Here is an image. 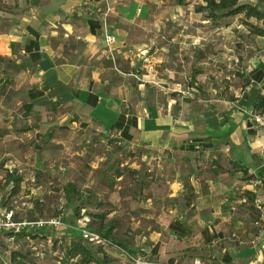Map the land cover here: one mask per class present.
<instances>
[{
	"label": "crops",
	"instance_id": "crops-1",
	"mask_svg": "<svg viewBox=\"0 0 264 264\" xmlns=\"http://www.w3.org/2000/svg\"><path fill=\"white\" fill-rule=\"evenodd\" d=\"M150 3L0 0V57L15 59L11 65L18 91L24 107L32 105L20 116L24 127H13V133L34 134L38 140L53 131L62 136L78 131L83 141L95 135L102 142L115 140L143 150L150 164L143 209L162 218L161 228L170 238L159 246L160 259L144 255L148 259L264 264V124L252 114V105L264 98V38L251 36L234 53V37L249 34L238 21L241 16L217 28L194 9L192 15H181L180 10L195 3L178 4L177 15L163 18L152 14ZM199 25L208 31L201 32ZM106 34L115 38L114 44H106ZM146 61L155 73L147 74ZM190 82L199 87L193 97L180 90ZM51 116L81 128L60 124L59 130L49 129ZM32 120H49L44 134L31 126ZM220 155L227 160L214 164ZM230 160L246 166L255 179L243 181L242 172L231 170ZM14 164H5L6 174L22 177L23 185V169L30 163ZM49 170L57 178L69 174L58 164ZM6 183L4 178L0 188ZM8 185L11 193L0 206L21 194L12 196L13 184ZM167 199L175 202L166 205ZM24 212L16 206L14 220L22 221ZM65 225L26 230L31 236L0 232V264H16L14 253L27 256V264H67L66 256L58 260L51 255L57 231L65 232L66 253L71 225Z\"/></svg>",
	"mask_w": 264,
	"mask_h": 264
},
{
	"label": "rangeland",
	"instance_id": "rangeland-1",
	"mask_svg": "<svg viewBox=\"0 0 264 264\" xmlns=\"http://www.w3.org/2000/svg\"><path fill=\"white\" fill-rule=\"evenodd\" d=\"M185 1L195 4L193 8L186 7L180 10L183 17L192 15L193 9L195 11V8L198 6L197 4L201 5V3H204V0ZM248 1L258 2V0ZM148 2L152 4V14L155 17L163 18L177 15L176 8L174 7L178 5V0H148ZM198 28L201 32L208 31L207 28L204 29L205 26L203 25H199ZM244 28L247 30L246 27ZM188 30L191 29L189 28ZM248 39L252 40V37L249 35L246 36L244 32L242 36L234 37L232 46L234 53L242 50L245 43L248 42ZM13 49L16 50V47ZM16 55H18L17 59H21L18 53ZM14 61L15 59L11 60L9 63L13 65L15 63ZM11 64L4 63L0 65V69H5L4 72H2L3 76H0V156L5 157L0 163V174L6 178L7 168L4 167L6 163L15 165L14 161L17 160H24L26 163H30L29 167L23 169V174L27 176V182L22 185L21 194L16 200V206L19 211H25L22 220L35 221L39 219L32 217L29 214V210L28 212L26 210L29 205H31V199L33 200L36 198L42 205L39 206L43 213V218L40 220L60 217L62 221L68 225L88 224L90 221L88 217L77 219V217L74 216V209L77 204L75 205L74 203L73 207L70 206L69 198L61 189L62 185L72 180L82 192L87 191L85 197H89V202L91 204L89 211L96 213L106 212L108 214V219L116 221L119 225L115 234L117 240L124 243L129 249L135 251V254L138 256L140 255V257H145L142 255H147L156 260L160 259L161 255L158 254L159 246H162L163 242H168L170 239L167 234L164 233L165 230L161 228L164 222L161 221V217L151 216L150 213L144 212L143 207L147 201L144 199L143 192L136 189L133 182L134 178L128 175V172L130 173V171L136 169L135 166H139L138 170H136L140 175L138 174L137 177L139 176V178L136 179L145 180L143 185L144 190L147 181L150 180L146 172V168H149L150 164L148 161L146 163L143 158L144 151L140 150V148L130 147L125 144L119 145L115 140H108V142L104 140L105 142H102L98 140L99 138L95 135H86V140L83 141L84 136L81 134L79 135L78 131H74L73 134H71L72 132L70 131L71 133L69 136L68 133L67 136H62L63 134L53 131L51 135L45 134L38 140H36L34 134H30V136L15 134V132H20L17 129L24 127L23 125L25 123L20 119V116H22V114H24V116L27 115V111L24 107L23 94L20 90L18 91L17 82L13 77L15 74H12V72L11 74L6 73L7 69H13ZM5 80L7 81L4 82ZM51 118L49 129L59 130L60 124L73 125V127L81 128L80 124L76 123L74 125L67 120L64 121L63 118L59 119L53 116H51ZM48 121L44 120V122L40 124V121L32 120L31 126L37 131H42L44 134V130L48 128ZM13 127L14 129L17 128V131L14 133L12 130ZM41 127L45 128L42 129ZM89 137H94L92 141L93 144L88 143L92 140ZM95 137V141L98 142L94 143ZM47 140L51 141V143H47ZM220 157L225 159L222 155H220ZM33 161H35L34 164L31 163ZM52 164H58L63 171L67 169V171H69L68 176L65 178H57L55 173L51 174L49 165ZM117 168L126 172L125 178L121 180L115 178ZM12 169L15 170L17 168L12 167ZM31 176H36L34 182H30ZM112 183L113 188L110 190L107 185ZM150 186L149 184V188ZM30 188L35 191L33 195L31 191H28ZM10 193L11 185L9 186L6 183L0 188L1 199H3V197H8ZM38 193H40V195H36ZM133 193H137L136 198H134ZM28 195L30 197H27ZM170 203L172 204L173 201L167 199L166 205H171ZM96 206L99 207L95 208ZM31 207H33V205H31ZM140 207L142 211H140ZM39 208L35 207L36 215H39ZM84 213L83 210L81 215H84ZM135 225L139 226L135 229ZM64 233V231H57L55 234L58 240L53 239L51 241V243H54V247H56L55 253L51 255L58 258V260L59 257L63 259L66 256L65 243L62 239ZM59 240L62 242L60 243ZM152 245H154V248H151ZM105 249L110 257L114 259L113 264H133V262L117 248L108 246L105 247ZM163 259L166 258H162V260ZM62 262L63 260H61V264H63Z\"/></svg>",
	"mask_w": 264,
	"mask_h": 264
},
{
	"label": "trees",
	"instance_id": "trees-1",
	"mask_svg": "<svg viewBox=\"0 0 264 264\" xmlns=\"http://www.w3.org/2000/svg\"><path fill=\"white\" fill-rule=\"evenodd\" d=\"M178 4L183 6L186 5L185 0H178ZM196 14H202L203 18L210 21L212 25L219 28L222 26H228V21L232 18H236L241 16L242 18H239V21L242 22V25L247 28L248 35L255 36V37H262L264 38V0H258L256 3H252L250 1L246 0H204V5H198L195 8ZM14 45H12L13 47ZM11 60L6 61L5 59L0 57V65L4 63H9ZM12 74H16V67H12ZM6 73H10L6 70ZM2 72L0 71V76ZM15 76V75H14ZM248 84L250 83L247 81ZM189 87L195 88L196 90H199V87L194 85L193 83H189ZM27 113L32 109V105H25ZM252 114L253 115H259L264 116V98L259 101L255 102L252 105ZM29 130V129H26ZM214 164L218 162H224L227 159H223L220 156H217V158L213 159ZM217 164L218 170H224V165ZM228 164V162H227ZM231 165V170L234 173L242 172L243 174V181H251L254 180L255 177L253 175H248V168L244 165H241L240 162L230 160L229 164ZM139 172L135 169L128 172V175L131 176V178H134L133 182L135 184L136 189H139L140 191L143 190L144 185V179L137 180L136 178ZM126 175V172L117 168L115 173V178L120 179ZM140 175V174H139ZM8 184H13L12 189V196H15L19 194L21 191V185L23 183V178L17 176L14 173H9L6 176ZM101 182V181H100ZM107 187L112 190L113 183L108 184ZM62 191L65 193V195L70 200V206L73 207L74 203L75 206L74 209V216L77 217V219L81 217H88L89 223L86 225H78L73 224L69 227V232L71 234L70 242L66 248V257L68 259L67 264H113L114 259L110 257V255L107 253L105 247L111 246L117 248L119 251H121L126 257L131 260L132 257H138V255L135 254V251L131 250L126 246L124 243L117 240L115 237V234L119 228V225L114 220L108 219V214L106 212L96 213L89 211L90 199L89 197H85V193L87 191L82 192L78 186L73 182H68L64 185H62ZM60 190V189H57ZM31 202L33 204L32 209L29 211L30 215L34 217L35 219L40 220L43 218V213L41 208L39 206H42L41 203L38 202V200H32ZM175 202V200L173 201ZM38 207L40 210L39 215L35 214V207ZM99 206H96L95 208H98ZM84 210V215H81V212ZM37 221V220H35ZM82 229L90 230L97 232L100 234V236L108 242V244L104 245H93L89 244L87 241H85L82 237L81 231ZM17 235H28L31 236V233H26L25 231L20 233H15ZM40 236V235H39ZM33 238H37V236H32ZM144 256V255H143ZM13 260L16 261V264H27V256L21 255V254H13ZM153 261V259H150ZM175 261L174 259L170 260L169 262L172 263ZM183 262V261H182ZM185 262V261H184Z\"/></svg>",
	"mask_w": 264,
	"mask_h": 264
},
{
	"label": "built area",
	"instance_id": "built-area-1",
	"mask_svg": "<svg viewBox=\"0 0 264 264\" xmlns=\"http://www.w3.org/2000/svg\"><path fill=\"white\" fill-rule=\"evenodd\" d=\"M105 42L107 45H112L115 43V38L111 35L106 34L105 36ZM146 71L147 74H153L155 73V67L152 63L149 61H146ZM181 92L186 94L187 96L193 97L196 93L197 90L192 87H185V88H180ZM254 120L258 124H264V117L259 116V115H254ZM4 181V177L0 174V184L1 182ZM1 202V198H0ZM16 200L13 202L5 205V206H0V232L4 231H9L13 233H20L26 230H31V229H42L44 227H53V228H65L66 225L62 221L60 217L58 218H50L47 220H37V221H27V220H22V221H15L14 220V215H15V207H16ZM255 207L258 210L262 209V204L259 200H255ZM82 237L85 241H87L89 244L93 245H104L108 244L106 240H104L100 234L94 231L82 229L81 231ZM131 261L133 264H213L210 262H206L200 258H195L191 260L189 263H184L180 261H173L172 263L170 262H163V261H152L148 259L147 257H132Z\"/></svg>",
	"mask_w": 264,
	"mask_h": 264
}]
</instances>
